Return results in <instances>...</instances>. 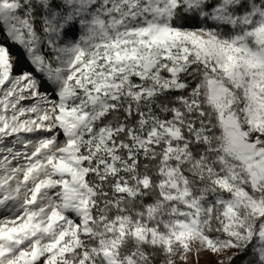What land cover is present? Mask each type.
I'll list each match as a JSON object with an SVG mask.
<instances>
[{
    "label": "snow or ice",
    "instance_id": "6c2138e0",
    "mask_svg": "<svg viewBox=\"0 0 264 264\" xmlns=\"http://www.w3.org/2000/svg\"><path fill=\"white\" fill-rule=\"evenodd\" d=\"M0 264H264V0H0Z\"/></svg>",
    "mask_w": 264,
    "mask_h": 264
}]
</instances>
